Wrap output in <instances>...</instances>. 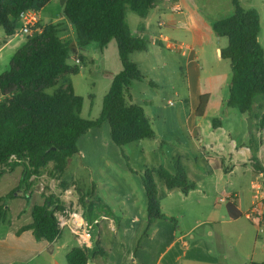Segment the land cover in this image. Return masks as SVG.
I'll return each instance as SVG.
<instances>
[{
	"label": "trees",
	"instance_id": "16d2710c",
	"mask_svg": "<svg viewBox=\"0 0 264 264\" xmlns=\"http://www.w3.org/2000/svg\"><path fill=\"white\" fill-rule=\"evenodd\" d=\"M233 13L211 24L218 37L227 39L220 57L230 63V82L226 106L255 121L257 132L264 131V48L258 40L259 14L244 9L239 0H230ZM49 0H0V27L6 37L13 36L21 27L20 17L26 11L38 14ZM157 0H65L62 15L72 26L76 44L60 38V24H49L32 36L13 54L7 71L0 74V178L22 169L18 187L0 197V226L9 224L6 202L22 191L28 203L33 177L52 164V173L60 178L68 160L79 150L78 140L89 130L106 123L111 141L118 147L144 139H153L155 132L144 109L131 102L129 86L133 81L147 80L130 60L131 53L144 52L148 40L134 36L128 27L127 11L146 18ZM39 29L38 24L35 25ZM111 40L117 46L121 71L112 76L110 87L102 98L97 119L80 117L83 98L76 95L70 84L58 88L53 94L47 89L56 86L66 75H77L78 64H68L67 58L77 56L91 43L103 49ZM149 82V81H148ZM92 98V95L89 96ZM208 96L200 97L195 111L202 117ZM261 104L254 108L255 102ZM219 119L213 120L215 127ZM254 169L262 172L255 157L257 146H250ZM158 175L169 189L180 188L183 193L195 184L187 178L185 169L175 164L174 173L164 168ZM146 195V231L153 220L165 219L161 212L157 188L152 172L144 171L142 180ZM87 203V202H86ZM83 216L89 224L92 204H86ZM68 205L52 194L44 195L41 205L30 209L31 223L17 233L30 230L37 241L53 242L60 234L55 213L65 214ZM175 223V220L168 218ZM98 246V243L96 244ZM88 248L71 249L67 264H87ZM251 264H264L252 262Z\"/></svg>",
	"mask_w": 264,
	"mask_h": 264
},
{
	"label": "rangeland",
	"instance_id": "374dc122",
	"mask_svg": "<svg viewBox=\"0 0 264 264\" xmlns=\"http://www.w3.org/2000/svg\"><path fill=\"white\" fill-rule=\"evenodd\" d=\"M177 1L182 7L181 10L191 17L190 28L195 34H199L200 38L209 35L210 31L207 28L211 27L214 21L227 18L233 13L230 0ZM243 3L246 5L245 2ZM62 7L60 0H52L45 6L43 16L50 15L52 19H57L62 14ZM257 9H259L261 17L259 34L262 47H264V9ZM150 14H152L153 20L150 30L153 33L160 30L162 35L169 39L178 37L180 40H190V35L183 31L181 27L180 30L171 29L170 27L159 28L158 30L155 22L158 19L166 22L168 21L167 17L160 11L151 10ZM126 20L132 34L143 23V20L131 11H127ZM42 21L44 24L48 22L45 17ZM185 24L187 27V23ZM3 35L4 32L0 27V37ZM24 39V37L16 35L11 44L0 51V74L8 70L11 57L24 44ZM199 43H204V40H199ZM221 43L226 45L227 39L224 38ZM113 44L115 46V42ZM136 54L140 57L139 59L136 57L137 60H135L140 67V72L150 79L153 84L150 85L146 81H133L129 86V96L133 103L143 105L146 114L151 119L153 129L157 133L169 128L172 129L170 136L166 135L163 140H160L155 135L153 139H144L118 147L111 141L109 126L106 123L99 128L91 129L78 140L79 152L68 160L67 168L60 178L52 173V164H50L42 171L40 176L31 179V190L28 193L29 198L34 195L31 203L39 204L43 201L44 195L52 194L57 198H61L66 205L75 204L81 210H85L84 206L88 200V203L92 204L91 213L93 215H97L102 210V205H105L112 212L118 226L122 225L124 228H128L131 226L130 218L123 217L120 208H123L126 203L127 208L131 209L133 206L131 203L135 200L141 202L144 206L146 195L142 180L144 171L147 169L152 172L158 191V201L160 199L165 209H167L165 204L166 186L159 177L158 170L164 168L170 173H174L177 161L185 169L190 182L204 187L205 200L214 207H216V204L214 205L215 199L227 198V181L231 184L237 181L241 185H246L255 180L257 174L249 170L251 166H248V169L235 167V174L232 173L233 175L224 174L220 171L214 173L211 164L206 157L197 152L195 146L185 135L184 130L173 127V121L179 123V117L185 119L190 113L183 72L178 69L175 70L177 61L174 54L176 53L173 50L161 48L147 54L139 52ZM108 55L113 62L112 52L110 51ZM75 57H82V62L78 64L80 66L79 73L63 76L56 86L47 89L46 92L53 94L58 88L70 84L74 93L83 98L80 117L95 120L101 111L102 98L110 87L108 72L105 68L106 59L100 55V49L96 43H91L84 49L79 50L77 56H69L67 63L74 65L73 59ZM114 58L119 64L116 49H114ZM163 60L168 61L166 66L162 63ZM197 64L202 78L216 75V79L213 81L214 90L211 95L212 111L203 118L192 115L194 118L197 117L199 121L201 120L202 134L199 143L202 148L207 146L206 156L212 155L209 145H212L215 141L209 135V132L212 131L210 124L215 119L220 120L223 118V122L229 129L240 131L244 145H257L259 141L264 144V135L260 136L258 134L256 126L253 125L251 133H249L247 118L236 109L229 108L225 104L231 77L229 61L215 57L212 48L205 47ZM201 86H203V83H201ZM90 95H92V98H89ZM143 100H150L152 105L146 106L143 104ZM193 100L197 101L195 98ZM261 101L259 99L255 102V109L261 104ZM256 145L253 147H256ZM256 157H258L257 154ZM259 158L261 161L257 166L264 171V157L259 155ZM231 166L227 165L228 168H231ZM4 175L0 178V197L18 187L22 169L16 168L13 172ZM257 181L264 187V177L259 178ZM15 194L17 198L26 201L22 191ZM19 204L20 202L17 200L10 204V215ZM220 206L223 207L224 203L218 205V207ZM95 226L92 225L89 228L93 242L97 240L98 236V229ZM262 230H264V227H262ZM71 243H74L72 239L67 244ZM64 253V251H61L59 255L62 261H64Z\"/></svg>",
	"mask_w": 264,
	"mask_h": 264
},
{
	"label": "crops",
	"instance_id": "0c3cea01",
	"mask_svg": "<svg viewBox=\"0 0 264 264\" xmlns=\"http://www.w3.org/2000/svg\"><path fill=\"white\" fill-rule=\"evenodd\" d=\"M51 1L49 0L48 3ZM64 2L65 0H60L62 6ZM239 2L244 9L257 11L261 27V17L257 8L264 9V0H239ZM44 8L36 14L39 30L41 31L46 24H60V38L70 40L73 44H76L74 30L63 15L60 14L57 19H52L50 15L43 16ZM181 8L177 0H157L152 10L160 11L167 17L168 21L163 22L158 19L155 22L156 27L158 30L165 27L180 30L181 27L183 31L190 35V40H180L178 37L169 39L163 36L160 30L153 33L150 30L153 25L152 14L149 13L146 18H141L143 23L139 25L138 30L133 34L136 37H143L148 40L146 51L139 53L147 54L161 48L173 50L176 53L174 54L177 61L175 70L178 69L183 72L190 113L185 119L179 117V123L173 121V127L184 130L185 135L195 146L197 152L206 157L211 164L214 173L220 171L224 174H235V167L248 169V166H251L249 170L257 175L255 180L246 185H241L237 181L231 184L227 181V198H229L226 202H222L224 203L223 207H218L221 204L217 203L218 199L214 200L216 207L206 202V193L203 186L196 184L187 193H183L180 188L169 189L166 187L165 204L167 209L164 208L159 199L161 212L166 218L153 220L145 235L146 203L142 206L141 202L135 200L131 203L133 205L131 209L127 208L126 203L123 208H120L123 217L130 218L131 226L128 228H124L121 223L119 227L110 209L102 205V210L97 215L90 213L91 220L98 221L95 226L98 229V236L95 242H93L91 236L92 245L91 248H88L87 264H251L252 262H264V230H262V227H264V187L257 181L259 178L264 177V171L260 172L254 169L250 149V146L256 144L244 145L241 132L236 129H229L223 122V118H221L219 122H216L215 127L212 126V123L210 124L212 131L209 132V135L215 142L209 145L212 155L206 156L207 146L202 148L199 143L202 134L201 120L199 121L197 117L192 116H196L195 111L199 106L202 95L208 96L202 118L213 109L211 95L214 90L213 81L216 79V75L202 78L197 64L198 60L201 59L205 47H211L214 56L222 59L220 51L227 44L222 45L221 41L224 38L215 35L211 27L207 28L210 31L209 35L200 38L199 34H195L190 28L191 17L184 13ZM44 17L48 20L46 24L42 21ZM185 23H187V27ZM16 35L24 37L19 33H15L10 37L1 36L0 51L10 45ZM24 38L25 43L26 37ZM199 40H204V43L200 44ZM258 40L261 44L260 34H258ZM113 42L115 41L111 40L100 50V55L106 59L105 68L108 72L110 84L112 76L122 69L117 46L116 43L114 46ZM114 49H116L119 64L114 58ZM78 51L79 49H77V53ZM110 51L113 54V62L108 55ZM136 53L138 52L131 53L130 60L140 70L137 61H135L137 60L136 57L138 59L140 57L136 56L138 55ZM172 61L174 60L172 59ZM164 62L162 63L166 66L168 61ZM146 79L145 81L148 84H153L150 79L147 77ZM201 83H203V86H201ZM193 98L197 101H194ZM142 102L146 106L152 105L150 100H143ZM140 106L144 109L143 105ZM149 120L151 122L150 118ZM151 125L153 128L152 123ZM253 125L256 126L255 121H252ZM154 132L160 140H163L166 135L170 136L172 129L166 128L161 133H157L155 130ZM258 134L260 136L264 135V131L258 132ZM256 146L258 157H256V154L255 157L260 162L259 155L264 157V144L259 141ZM228 164L232 165V169L227 167ZM33 196L31 195L28 203L20 198H14L6 202L9 224L0 226V264H67V253L71 249L80 246L79 242L67 229H64L66 231L62 230L51 243L42 240L37 241L30 230L17 233L21 227L31 223L30 209L33 205H37L31 203ZM15 200L19 201L20 204L10 215V204ZM42 203L43 201L38 205ZM87 204H89L88 200ZM254 206L257 207V219L250 220L245 217V213ZM168 218L174 219L175 223ZM70 239L74 241L73 244H67ZM97 243L98 246H96ZM61 251L65 252L64 261L59 256Z\"/></svg>",
	"mask_w": 264,
	"mask_h": 264
},
{
	"label": "built area",
	"instance_id": "2783aa9c",
	"mask_svg": "<svg viewBox=\"0 0 264 264\" xmlns=\"http://www.w3.org/2000/svg\"><path fill=\"white\" fill-rule=\"evenodd\" d=\"M20 22L21 27L17 33L22 34L24 37H32L40 32V30L35 26L38 22L35 12H24L20 17ZM73 61L75 64L79 63V59L76 57L73 59ZM228 198L220 197L217 200V203L226 202ZM55 217L60 232L64 229H67L83 248H89L92 245L89 228L92 225H97V220H93L92 224H89L83 216V211L75 204L70 206L68 205V210L65 214L56 212ZM245 217L250 220L257 219V207L254 206L252 209L246 212Z\"/></svg>",
	"mask_w": 264,
	"mask_h": 264
},
{
	"label": "water",
	"instance_id": "95a60500",
	"mask_svg": "<svg viewBox=\"0 0 264 264\" xmlns=\"http://www.w3.org/2000/svg\"><path fill=\"white\" fill-rule=\"evenodd\" d=\"M246 122H247V130L249 133H251L252 121L249 118H247Z\"/></svg>",
	"mask_w": 264,
	"mask_h": 264
}]
</instances>
